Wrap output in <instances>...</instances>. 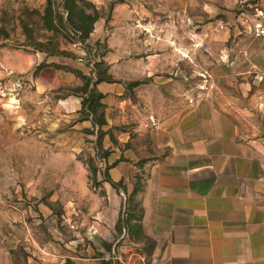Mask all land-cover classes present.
Segmentation results:
<instances>
[{
	"label": "rangeland",
	"instance_id": "obj_1",
	"mask_svg": "<svg viewBox=\"0 0 264 264\" xmlns=\"http://www.w3.org/2000/svg\"><path fill=\"white\" fill-rule=\"evenodd\" d=\"M155 128L264 160V0H0V264H151Z\"/></svg>",
	"mask_w": 264,
	"mask_h": 264
},
{
	"label": "crops",
	"instance_id": "obj_2",
	"mask_svg": "<svg viewBox=\"0 0 264 264\" xmlns=\"http://www.w3.org/2000/svg\"><path fill=\"white\" fill-rule=\"evenodd\" d=\"M151 132L168 150L137 195L151 264H264V160L227 128Z\"/></svg>",
	"mask_w": 264,
	"mask_h": 264
},
{
	"label": "trees",
	"instance_id": "obj_3",
	"mask_svg": "<svg viewBox=\"0 0 264 264\" xmlns=\"http://www.w3.org/2000/svg\"><path fill=\"white\" fill-rule=\"evenodd\" d=\"M103 80V78H98L97 80H96V83H98L99 81H102ZM85 89V88H84ZM85 91H86V89H85ZM90 94L91 95H93V96H95L96 98H100V96H101V93H99V92H90ZM86 100H87V98L85 97V98H83L82 99V101H81V104L82 105H84V103L86 102ZM104 122H102V121H100L99 122V125H102ZM108 182L111 184V185H114V182L110 179V178H108ZM118 220H119V218H118ZM101 264H110V261L109 260H101Z\"/></svg>",
	"mask_w": 264,
	"mask_h": 264
}]
</instances>
